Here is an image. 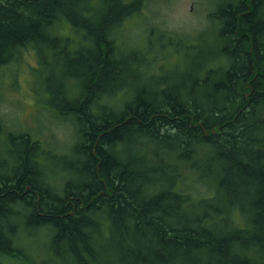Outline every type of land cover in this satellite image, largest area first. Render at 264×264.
<instances>
[{
  "label": "trees",
  "instance_id": "16d2710c",
  "mask_svg": "<svg viewBox=\"0 0 264 264\" xmlns=\"http://www.w3.org/2000/svg\"><path fill=\"white\" fill-rule=\"evenodd\" d=\"M145 1L0 0V77L32 49L78 141L58 157L0 119L4 261L30 264L27 240L51 264H264V0L121 44Z\"/></svg>",
  "mask_w": 264,
  "mask_h": 264
},
{
  "label": "rangeland",
  "instance_id": "374dc122",
  "mask_svg": "<svg viewBox=\"0 0 264 264\" xmlns=\"http://www.w3.org/2000/svg\"><path fill=\"white\" fill-rule=\"evenodd\" d=\"M222 1L225 0H146L139 12L123 19L121 23L123 31L119 41L121 44L127 41L132 45L142 44V41H145L160 46L159 43L168 40L167 37L160 35L162 32L179 38H194L204 29H219L213 15ZM177 60L178 56L171 53L170 63ZM15 64L13 67L16 70L5 73L2 69L0 77V119L5 131L7 133L12 131L28 133L42 146L51 148L58 157H76L71 154L78 142L76 128L71 122L54 114L45 105L46 94L39 87L34 72L38 65L34 51L29 49L24 52L22 58ZM160 70L155 73L167 72L165 69ZM151 71L149 74H154ZM163 77H168V75H163ZM147 82L148 79L143 77L132 82L131 86ZM2 143H4V132L0 133V147L3 146ZM3 149L0 148V153ZM1 156L3 157V154H0ZM5 157L8 159L7 156ZM50 163L51 167L52 162ZM56 170H59L56 172L58 175H65L64 178L68 176V173L62 171L61 168ZM1 171L5 173L4 170ZM24 243L27 246L25 253L30 264H39L41 260L44 264H51L43 261L44 255L38 252L32 243L27 240H24ZM22 260L25 261L26 258L23 257ZM27 260L26 263H28ZM0 264L10 263L0 258Z\"/></svg>",
  "mask_w": 264,
  "mask_h": 264
}]
</instances>
